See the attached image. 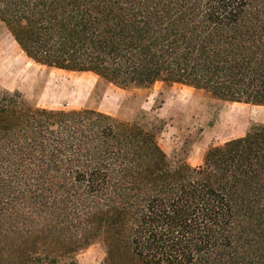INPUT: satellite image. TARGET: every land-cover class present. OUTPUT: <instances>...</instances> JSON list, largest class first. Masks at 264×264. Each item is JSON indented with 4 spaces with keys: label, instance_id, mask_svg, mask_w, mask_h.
I'll use <instances>...</instances> for the list:
<instances>
[{
    "label": "trees",
    "instance_id": "1",
    "mask_svg": "<svg viewBox=\"0 0 264 264\" xmlns=\"http://www.w3.org/2000/svg\"><path fill=\"white\" fill-rule=\"evenodd\" d=\"M33 62L264 106V0H0ZM161 128L0 90V264H264V123L198 166Z\"/></svg>",
    "mask_w": 264,
    "mask_h": 264
},
{
    "label": "rangeland",
    "instance_id": "2",
    "mask_svg": "<svg viewBox=\"0 0 264 264\" xmlns=\"http://www.w3.org/2000/svg\"><path fill=\"white\" fill-rule=\"evenodd\" d=\"M0 90L18 91L31 104L48 109L89 108L124 121L141 120L161 128L159 146L168 156L180 146L198 166L206 150L241 137L264 123V106L231 103L203 90L160 82L148 88H119L92 73L39 65L17 46L0 20ZM105 251L93 243L76 255L78 264H100Z\"/></svg>",
    "mask_w": 264,
    "mask_h": 264
}]
</instances>
